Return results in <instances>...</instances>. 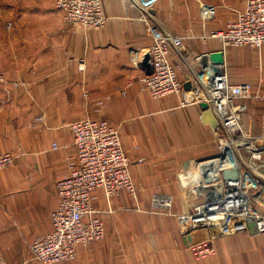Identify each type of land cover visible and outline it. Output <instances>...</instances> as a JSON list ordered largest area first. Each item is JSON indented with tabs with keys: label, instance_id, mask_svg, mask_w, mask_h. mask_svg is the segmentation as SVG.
<instances>
[{
	"label": "crops",
	"instance_id": "obj_1",
	"mask_svg": "<svg viewBox=\"0 0 264 264\" xmlns=\"http://www.w3.org/2000/svg\"><path fill=\"white\" fill-rule=\"evenodd\" d=\"M21 1L11 25H0V72L6 78L0 83V155L16 157L14 166L0 172L3 263L40 264L31 246L53 230L57 184L76 155L70 125L101 119L120 131L138 201L127 192L108 200L97 190L93 205L104 213L106 238L79 248L76 260L62 264H254L251 250L240 246L248 237H262L264 245V235L216 238L214 256L194 258L176 215L193 205L186 166L191 164L194 173L199 162L219 154L213 123L203 120L204 103L184 107L183 95L154 100L139 81L147 71L140 62L153 43L149 23L185 38L172 60L187 94L185 85L192 87L201 70L196 58L223 50L218 39L203 38L226 29L233 9L242 8L245 0H159L150 13L135 0H102L110 18L102 31L69 27L51 0ZM200 2L216 8L215 18H202ZM225 71L234 83L252 84L253 98L239 102L248 107L245 124L258 133L264 113V47L228 49ZM39 117L43 121L37 122ZM55 143L59 150L53 149ZM156 193L174 197V216L151 212ZM200 232V242L212 237Z\"/></svg>",
	"mask_w": 264,
	"mask_h": 264
},
{
	"label": "built area",
	"instance_id": "obj_2",
	"mask_svg": "<svg viewBox=\"0 0 264 264\" xmlns=\"http://www.w3.org/2000/svg\"><path fill=\"white\" fill-rule=\"evenodd\" d=\"M157 2L159 0H135V4L147 12L153 10ZM53 3L64 13L69 27L102 31L110 20L102 0H53ZM200 3L202 18L206 21L215 18L216 8ZM233 13L234 18L226 29L203 39H218L224 55L230 48L250 46L261 50L264 47V0H245L244 6L233 9ZM144 19L148 21V17ZM148 26L153 43L146 55L150 56L152 73L146 71L140 78L142 89L154 100L183 95L184 107L192 103L207 104L209 108L204 110L203 120L213 123L219 145L218 156L199 162L190 175L187 193L193 201L192 208L176 215L185 238L198 231L211 232L210 239L188 242L194 258L204 260L216 254V238L249 234L251 223L256 225V234L264 235V173L260 171L264 167V113L260 119L261 134L253 136L243 123L248 107L239 103L253 98L252 84L234 83L225 71V64L215 65L211 54L196 58L201 70L195 72L192 88L185 94L184 83L179 79L180 67L172 60L173 50H182L185 38L151 23ZM80 70H85L84 62ZM4 82L6 78L0 72V83ZM18 85L15 83L16 87ZM99 104L103 106L104 101ZM36 121H43V117ZM70 129L76 155L68 163V175L57 184L59 203L51 216L53 230L31 246L33 259L40 264L71 263L76 260L79 248H89L106 238L104 213L93 205L97 190L108 200L127 192L138 201V188L130 171L132 161L123 149L120 131L101 119L77 120ZM60 148L56 143L53 145L54 150ZM242 150L247 156L241 154ZM15 159L11 152L0 155V172L14 166ZM228 172H236L238 176L228 179ZM150 208L152 213L174 216V197L156 193L151 198ZM0 264H4L1 258Z\"/></svg>",
	"mask_w": 264,
	"mask_h": 264
},
{
	"label": "rangeland",
	"instance_id": "obj_3",
	"mask_svg": "<svg viewBox=\"0 0 264 264\" xmlns=\"http://www.w3.org/2000/svg\"><path fill=\"white\" fill-rule=\"evenodd\" d=\"M51 1H52V4L54 5L53 0H51ZM8 8L10 10L7 11ZM21 8H22V1L21 0H0V25H3V26H8L9 25L10 26L11 23L10 24H8V23H9V21L11 22V20H10L11 16H12V18H13V14H14V16H17L16 12L19 11ZM7 12H9L10 14L7 13ZM212 34H209L206 37H209ZM233 49H236V48H233ZM17 84H19V83H17ZM165 98H167V97H165ZM165 98H163V99H165ZM163 99H160V100H157V101H161ZM241 104H244V103H241ZM245 116L246 115L243 116V123L244 124H245V121H246V117ZM260 119H261V117H260ZM245 126L247 127V128H245V130L247 132L248 131L251 132V134L253 136H257V135L261 134V128H260L259 132L257 133V131H255L254 128H252V126H247L246 124H245ZM213 135L216 138L215 133ZM215 140H217V139H215ZM241 154H243V156H247L245 154V151H243V150L241 151ZM242 235H244V234H242ZM236 236L237 235H235V236L224 235V236H220L218 238H221L222 240H231V239H234ZM261 238L262 237H258L256 239L255 238L254 239H250L248 237L246 239V242H245L246 245H241L240 246L243 249L247 248V249L251 250V252H252L251 256H252V258L254 260V264H264V245L262 244V241H259ZM252 240H257V242H261V243H259V244L257 243V245H255L253 243V244L250 245ZM263 242H264V238H263ZM228 247H231V246H228Z\"/></svg>",
	"mask_w": 264,
	"mask_h": 264
},
{
	"label": "water",
	"instance_id": "obj_4",
	"mask_svg": "<svg viewBox=\"0 0 264 264\" xmlns=\"http://www.w3.org/2000/svg\"><path fill=\"white\" fill-rule=\"evenodd\" d=\"M210 59H211V61L215 64V65H224L225 64V55H224V53L223 52H217V53H213V54H211L210 55ZM149 61H150V56L149 55H146L145 56V58H144V60H143V62H142V64H141V66L145 69V70H147V72L149 73V74H151L152 72H151V66H150V63H149ZM191 84H186L185 85V89L186 90H191ZM202 108L204 109V110H207L209 107H208V105L207 104H202ZM253 165H257L256 163H253ZM192 171H193V169H192V165L191 164H188L187 166H186V173L188 174V175H191V173H192ZM260 171L262 172V173H264V167H262V168H260ZM238 176V174L236 173V172H232V173H230V172H228L227 174H226V177L228 178V179H234V178H236ZM249 233H251V234H256V225L254 224V223H251L249 226ZM200 235H201V232L200 231H198V232H195L191 237H188V238H186V240H187V242H192V241H196V242H200Z\"/></svg>",
	"mask_w": 264,
	"mask_h": 264
},
{
	"label": "bare ground",
	"instance_id": "obj_5",
	"mask_svg": "<svg viewBox=\"0 0 264 264\" xmlns=\"http://www.w3.org/2000/svg\"><path fill=\"white\" fill-rule=\"evenodd\" d=\"M204 168H206V166H204Z\"/></svg>",
	"mask_w": 264,
	"mask_h": 264
}]
</instances>
